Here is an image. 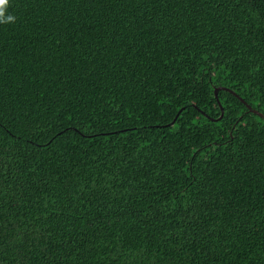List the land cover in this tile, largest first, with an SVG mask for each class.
I'll use <instances>...</instances> for the list:
<instances>
[{"label": "trees", "instance_id": "16d2710c", "mask_svg": "<svg viewBox=\"0 0 264 264\" xmlns=\"http://www.w3.org/2000/svg\"><path fill=\"white\" fill-rule=\"evenodd\" d=\"M6 14L0 264H264V0Z\"/></svg>", "mask_w": 264, "mask_h": 264}, {"label": "water", "instance_id": "95a60500", "mask_svg": "<svg viewBox=\"0 0 264 264\" xmlns=\"http://www.w3.org/2000/svg\"><path fill=\"white\" fill-rule=\"evenodd\" d=\"M218 89L226 90V91L230 92L231 94L235 95V96H236V97H237V98H238V99L244 104V106L246 107V110H247V111L256 114L257 116H259L261 119L264 120V114H262L261 112L257 111L256 109L252 108L250 105H248L247 103H245L240 97H238L233 91H231L230 89H228V88H226V87H224V86H217V87H214V88H213V96H214L215 101H216V103H217V105H218V107H219V115H218L217 118H214V119L209 117L210 120L216 121V120L220 119L221 116H222V107H221V105L219 104V102H218V100H217V97H216V91H217ZM188 104H189V105H193V104H191V103H188ZM183 107H184V105H183L182 107H180V108L177 110V112L175 113V115H174V117L172 118V120L168 123L169 125L172 124V123L174 122L175 117L177 116V114L179 113V111H181V109H183ZM202 114H204V113H202Z\"/></svg>", "mask_w": 264, "mask_h": 264}, {"label": "clouds", "instance_id": "9594fccd", "mask_svg": "<svg viewBox=\"0 0 264 264\" xmlns=\"http://www.w3.org/2000/svg\"><path fill=\"white\" fill-rule=\"evenodd\" d=\"M9 7V0H0V23L14 22L15 17L11 14H6Z\"/></svg>", "mask_w": 264, "mask_h": 264}]
</instances>
